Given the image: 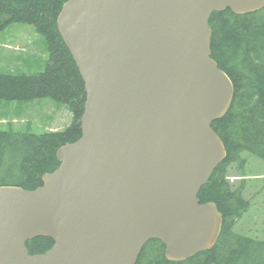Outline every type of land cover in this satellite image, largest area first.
<instances>
[{"label": "water", "instance_id": "water-1", "mask_svg": "<svg viewBox=\"0 0 264 264\" xmlns=\"http://www.w3.org/2000/svg\"><path fill=\"white\" fill-rule=\"evenodd\" d=\"M264 0H67L58 33L84 82L81 136L27 190L0 186V264H135L150 240L185 261L223 216L198 193L226 157L212 128L234 86L211 57L213 12ZM53 245L31 255L26 242Z\"/></svg>", "mask_w": 264, "mask_h": 264}, {"label": "trees", "instance_id": "trees-1", "mask_svg": "<svg viewBox=\"0 0 264 264\" xmlns=\"http://www.w3.org/2000/svg\"><path fill=\"white\" fill-rule=\"evenodd\" d=\"M66 1L0 0V31L13 23L31 25L45 39L49 55L45 70L38 74L0 73V100L48 98L68 106L72 115L65 128L42 134L11 127L0 130V186L27 190L41 186L42 175L59 166L57 149L81 136L84 82L56 26ZM209 27L211 57L234 86L227 113L211 125L225 146L226 157L198 193L200 203L213 202L221 212V232L212 249L181 262L167 260L164 244L150 240L135 264H264V236L251 237L233 230L234 219L250 207V201L243 197L247 164L243 153L264 160V7L243 14L229 9L213 12ZM232 165L243 177L238 185L228 179ZM52 245L44 236L26 242L31 255L44 253Z\"/></svg>", "mask_w": 264, "mask_h": 264}, {"label": "rangeland", "instance_id": "rangeland-1", "mask_svg": "<svg viewBox=\"0 0 264 264\" xmlns=\"http://www.w3.org/2000/svg\"><path fill=\"white\" fill-rule=\"evenodd\" d=\"M45 39L31 25L13 23L0 31V73L35 75L43 72L48 62ZM69 108L48 98L30 101L0 100V130L9 127L34 134L56 131L71 122ZM247 158L245 167V190L243 197L250 207L238 219L233 230L246 236H264V160L243 153ZM242 174L232 165L229 181L238 185Z\"/></svg>", "mask_w": 264, "mask_h": 264}, {"label": "flooded vegetation", "instance_id": "flooded-vegetation-1", "mask_svg": "<svg viewBox=\"0 0 264 264\" xmlns=\"http://www.w3.org/2000/svg\"><path fill=\"white\" fill-rule=\"evenodd\" d=\"M33 255H35V254H33Z\"/></svg>", "mask_w": 264, "mask_h": 264}]
</instances>
